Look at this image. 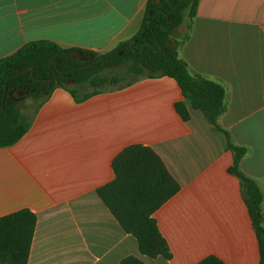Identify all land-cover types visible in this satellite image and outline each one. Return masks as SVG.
Here are the masks:
<instances>
[{
  "label": "crops",
  "instance_id": "obj_1",
  "mask_svg": "<svg viewBox=\"0 0 264 264\" xmlns=\"http://www.w3.org/2000/svg\"><path fill=\"white\" fill-rule=\"evenodd\" d=\"M147 0H0V59L35 41L104 54L139 30ZM182 30L181 35L180 31ZM186 37L184 38V36ZM189 72L220 84L217 125L246 149L238 168L262 193L264 226V0H198L177 30ZM175 81L144 78L76 103L60 88L26 134L0 148V217L27 209L36 223L26 264H258L254 231L232 152L201 112L182 121ZM140 144L160 157L180 190L153 217L171 259L147 258L96 195L113 179L111 161Z\"/></svg>",
  "mask_w": 264,
  "mask_h": 264
},
{
  "label": "trees",
  "instance_id": "obj_2",
  "mask_svg": "<svg viewBox=\"0 0 264 264\" xmlns=\"http://www.w3.org/2000/svg\"><path fill=\"white\" fill-rule=\"evenodd\" d=\"M197 4L198 0H147L139 30L104 54L35 41L0 59V148L11 147L26 134L38 109L56 88L81 103L144 78H171L184 99L174 103L180 119L189 120L188 102L192 110L201 112L212 128L224 135L225 147L233 155L227 172L239 181L257 241L258 264H264L262 193L254 180L239 171L246 149L232 144L217 125L225 91L220 84L191 74L177 58L171 42L184 20L195 16ZM27 99L31 105L25 103ZM111 169L113 179L96 189V195L121 229L135 239L141 255L170 260L171 252L153 214L177 194L180 185L154 150L140 144L123 148L112 159ZM35 223V215L27 209L0 217V264L27 263ZM118 264L145 263L127 256ZM193 264L224 263L208 255Z\"/></svg>",
  "mask_w": 264,
  "mask_h": 264
},
{
  "label": "rangeland",
  "instance_id": "obj_3",
  "mask_svg": "<svg viewBox=\"0 0 264 264\" xmlns=\"http://www.w3.org/2000/svg\"><path fill=\"white\" fill-rule=\"evenodd\" d=\"M184 21H186V20H184ZM181 33H182V30L180 31V34L179 35H181ZM180 39H181V36L177 37L176 35L172 38L171 42H173V44L175 45V48H176L177 44L179 43V41H181ZM79 59L80 60H86L83 57H79ZM25 103L27 105H31L32 104V101L30 99H27V100H25ZM28 111H30V109Z\"/></svg>",
  "mask_w": 264,
  "mask_h": 264
}]
</instances>
